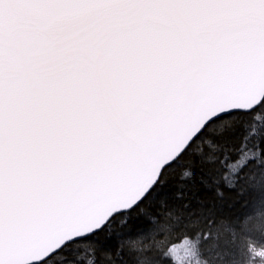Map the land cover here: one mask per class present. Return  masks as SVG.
<instances>
[{
    "label": "snow or ice",
    "instance_id": "1",
    "mask_svg": "<svg viewBox=\"0 0 264 264\" xmlns=\"http://www.w3.org/2000/svg\"><path fill=\"white\" fill-rule=\"evenodd\" d=\"M264 264V0H0V264Z\"/></svg>",
    "mask_w": 264,
    "mask_h": 264
},
{
    "label": "clouds",
    "instance_id": "2",
    "mask_svg": "<svg viewBox=\"0 0 264 264\" xmlns=\"http://www.w3.org/2000/svg\"><path fill=\"white\" fill-rule=\"evenodd\" d=\"M191 264H201L197 257L193 256L191 260Z\"/></svg>",
    "mask_w": 264,
    "mask_h": 264
}]
</instances>
